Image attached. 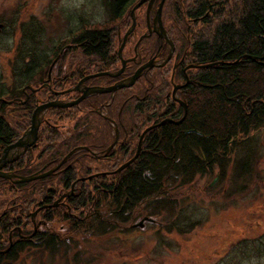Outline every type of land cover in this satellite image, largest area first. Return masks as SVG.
I'll return each instance as SVG.
<instances>
[{
    "label": "trees",
    "instance_id": "1",
    "mask_svg": "<svg viewBox=\"0 0 264 264\" xmlns=\"http://www.w3.org/2000/svg\"><path fill=\"white\" fill-rule=\"evenodd\" d=\"M138 1L109 0L105 5L110 9L107 20L99 25L85 24L86 28L81 30L75 40L78 46L73 49L67 48L61 57L66 58L67 52L71 50L81 51L87 55L96 54L103 57L111 55L113 49L112 24L118 21L120 23L123 15L129 16L131 8ZM168 1H164L163 16H165L166 25L170 27L171 32L177 35L179 34L177 30H181L183 27L180 24L183 16L179 12L174 18H171L166 11ZM180 1L176 0V4L179 5ZM223 1L225 0H197V2H193L195 5L189 3L188 15L202 17L208 11H212V8L216 7L218 3L225 5ZM236 1L239 2V5L243 4L239 9L240 12L234 16L235 19L224 20L220 17L207 35H202L203 37L191 44L193 58L203 63L220 62L205 67L204 71L202 69L203 76L200 79L202 83L195 85L190 91H186L190 104L186 116L180 123H175L172 120H179L183 116V108L177 109L178 112L175 117L171 118L172 120H166L162 124L157 123L158 125L152 122L151 124L156 127L150 128L143 137L138 156L117 172L113 171L135 155L137 152L135 146L129 151L123 146H117L116 153L111 149L105 158L91 156L85 150H75L69 157L72 165L67 166L64 171L56 173L58 181L66 177L72 181L79 172L82 175L89 174V171L85 170L86 165H91L97 160L103 163L102 170L95 171L98 172V175L92 177L93 181L85 182L84 189L82 188V192L77 196L79 200L75 199L70 205L81 206L82 209L77 211L81 218L77 217V219L86 221L78 220L73 223L74 226L76 224V230L94 231V228H97L95 224H97L105 233L104 231L108 228L111 229L115 221L119 219L127 221L133 209L143 205L150 210V214L163 213L173 216L172 221H168L164 224L166 226L160 227L162 230L165 227L166 231L171 232L176 229V226H179L178 224L181 222L179 219L182 217L185 219L186 216H184L183 210L180 211L181 203L178 202L176 193L171 192L173 187L182 188L183 185L192 183V179L197 174H212L217 169L221 180L226 177L228 167H232L230 177L234 181L252 172L255 148L250 144H255L256 141L251 138L239 139L238 136L240 134L247 136L251 131L264 128V0ZM198 20L200 19L198 18ZM34 21V17H26V20L21 21L20 27L25 23L40 25ZM110 24L111 27L108 29ZM11 27L13 29L11 34H13L14 24ZM179 37L183 38L180 34ZM31 39L34 38L31 37ZM36 41L39 40L36 39ZM68 42V39H64L59 46L62 47ZM59 46L53 47V52L50 54L43 51L44 55H39V58L38 55H34L36 50L29 48L30 53L28 54L33 56L29 59L26 57L24 61H21V64H16L17 60L22 58L21 49L19 45L12 46L4 52L8 54L11 51L9 59H13V55L17 58H14L16 60L13 64L9 60V67H7L11 75L17 71L18 74L23 73L20 75L23 85L30 82L36 87L37 83L43 79L41 76L42 67H46L52 58L56 57L61 49ZM39 48L42 50L41 47ZM248 54L256 56V59H251L250 56H247ZM26 73L32 75L26 77L24 76ZM18 79L17 76H13L10 90L0 95V98L5 99L0 101V125L15 123L24 125L27 123L29 111L33 107L34 99L32 98L36 97L32 91L28 89L31 92V97L26 105L21 104L19 100L10 103L6 101L23 96V88L16 86ZM89 118L92 119V117L64 119L66 123L60 125L59 130L53 129L50 136L61 138L66 142L63 149L53 152L54 165L82 142L94 146L100 151L109 145L110 140H102V137L90 134L88 130L91 128ZM18 128L20 127L18 126ZM138 137L139 134L131 138L137 139L138 142ZM231 141H233V148L236 145L243 147L242 153H238L234 159H231V156L227 154L230 151L228 144ZM121 156H124L125 160L120 161L115 167V162ZM114 158H116L115 162ZM101 209H105L111 218L104 217V212ZM58 214L60 215V212ZM63 215L68 221L74 220L73 218L71 220L68 214ZM192 218L187 217L186 220L190 221ZM73 224H70V228H73ZM46 238H49L47 245H55L59 242L54 234L46 236ZM43 242L36 238L32 241L17 242L4 256L0 255V264L3 260L10 262L16 259L19 256L18 253L24 249L35 245L42 246ZM260 244L264 246V243ZM253 247L260 249L257 244ZM255 254L259 258L264 256V252ZM250 257L252 256L249 255L248 259ZM233 264H237L235 259ZM255 264L260 263L257 260Z\"/></svg>",
    "mask_w": 264,
    "mask_h": 264
},
{
    "label": "flooded vegetation",
    "instance_id": "2",
    "mask_svg": "<svg viewBox=\"0 0 264 264\" xmlns=\"http://www.w3.org/2000/svg\"><path fill=\"white\" fill-rule=\"evenodd\" d=\"M149 1L144 0L135 8L133 17L131 11L129 16L123 15L120 23L118 21L116 31L111 29L113 40L111 55L106 57L87 55L80 51V54L86 57L82 59L77 57L76 51L71 50L67 52L68 59L67 56L63 58L61 55L67 48L73 49L78 46L74 40L69 41L61 47L56 57L52 58L48 67H42L43 79L37 86L27 82L28 85L22 89L23 96L14 97V101L19 100L21 104L26 105L31 97L28 89L36 96L33 98V107L29 111L26 124H11L8 135L2 134L0 125V174L17 176L11 177L12 179L0 176L1 194L7 190L16 193L8 201L1 199L3 204L4 202L6 204L0 210L1 256L21 240L32 241L36 238L43 242L46 236L56 235L48 226L57 219L59 206L71 211L68 214L71 220L81 218L79 214L73 212L82 207L70 205L75 199L79 200L77 196L82 192L85 182L93 181L92 177L97 176L98 172L76 174L72 181L68 177H62L63 179L58 181L56 173L72 165L69 161L70 156L61 163L67 154L59 162L61 165L53 164V152L63 149L66 145L61 138L50 136L53 129L59 130V126L65 124L60 118L92 117L93 120L89 118L90 134L110 140L109 145L102 151L84 142L76 147L77 150L88 151L91 156L105 158L111 149L116 153L117 146H123L129 151L132 148L130 142L132 136L139 134L140 137L152 122L156 125L162 124L175 117L177 109L184 110V105L178 101H182L186 108H189L186 91L202 83L201 70L204 71L205 68L200 65L201 61L193 58V49H190L194 43L190 37L191 28L181 27V30L185 31L182 37L186 41V49L180 53L184 42L178 44L176 38L179 36L176 37L166 25L163 16L164 3L160 13L163 31L156 16L160 0H153L150 7ZM198 18L194 16L189 20L196 21ZM128 31L130 32L126 35ZM169 38L173 45L168 43ZM70 55L73 59H70ZM134 74H138V77L129 85L128 80ZM113 86H117L113 92L100 93L101 91L96 89ZM150 90L162 95V103L157 99L158 108L153 105L150 108L148 94ZM38 94L41 96H37ZM83 95L85 97L77 104L49 106L38 115L39 121H32L37 105L53 100L69 103ZM146 108L155 111L145 112ZM158 117H163L164 121L158 123ZM35 124L36 136L33 137L32 129ZM151 125L156 127L154 124ZM139 137L135 149L139 144ZM85 170H91L90 165H86ZM30 175L38 177L29 181H16L19 179L18 176ZM14 198L18 199V202H15Z\"/></svg>",
    "mask_w": 264,
    "mask_h": 264
},
{
    "label": "rangeland",
    "instance_id": "3",
    "mask_svg": "<svg viewBox=\"0 0 264 264\" xmlns=\"http://www.w3.org/2000/svg\"><path fill=\"white\" fill-rule=\"evenodd\" d=\"M108 2L109 0H0V95L10 90L13 76L19 78L17 87L28 85H23L21 81L20 75L23 73L18 74L17 71L11 75L8 69L9 60L13 64L16 60L14 58L17 57L13 55L14 58L9 59L11 51L7 54L5 50L19 45L22 58H19L16 64H21L26 57L29 59L33 56L28 54L29 48L36 50L34 55H38V58L39 55H44L43 51L50 54L53 47L61 45L64 39L75 41L81 30L86 28L85 24L104 23L110 12V9L105 7ZM193 2L197 0H181L179 5L176 0L166 3V11L171 18L181 12L183 20L180 24L184 29L187 26L191 28L192 41L207 35L220 17L224 20L235 19L234 16L240 12L243 4L239 5L236 0H225V5L218 3L212 11L202 16L203 18L199 17L200 20L193 21L189 20L187 12L189 3L195 5ZM30 16L40 25L25 23L20 27L21 21ZM9 24H14V35L11 34L13 29ZM112 27L116 31L118 22L112 24ZM177 31L180 35L185 34L184 30ZM176 41L178 44L184 42L180 51L182 53L186 49V41L180 37H177ZM39 47L42 50H39ZM76 53L77 57L86 58L79 51ZM67 59L65 60L68 61ZM70 59H73L72 55ZM31 75L24 74L26 77ZM23 80L25 82V79ZM148 94L150 108L152 105L158 108L157 99L162 103V95L154 90H150ZM150 108H146L145 112L155 111ZM60 119L66 123L64 119L69 118ZM161 119L163 117H158V123L164 121ZM238 138H251L256 141L255 144H250L255 148L252 172L234 181L230 177L232 167H228L226 177L221 180L217 169L212 174H197L192 183L183 185L182 188L173 187L171 192L176 193V198L181 203L180 211L183 210L184 216L186 215L185 219H179L181 222L173 231L168 232L165 227L163 231L160 228L172 221L173 216L163 213L150 214L147 207L140 205L133 209L127 221H115L105 233L97 224L94 231L85 232L76 230V224L74 226L73 223L78 222V219H65L63 214L67 215L71 211L59 206L57 214L60 212V215L58 214L57 219L48 226L50 231H54L59 242L47 245L49 238H46L42 246L35 245L24 249L18 253L16 259L10 262L3 260L2 264H233L234 259L237 264H255L257 260L258 263L264 264V256L259 258L255 254L264 252V246L260 244L264 243V128L251 131L247 136L240 134ZM233 141L229 144L232 145ZM130 142L134 147L137 139H131ZM229 144L230 151L227 154L234 159L238 153H242L243 147L236 145L234 149L233 145ZM122 160H125L124 156L117 161L114 158L115 167ZM90 166L91 170H86L89 173L101 171L103 163L97 160ZM15 194L10 190L4 191L3 194L0 191V210L6 205L1 199L8 201ZM13 200L18 202L16 198ZM101 211L104 212V217L111 218L105 209ZM74 213L79 214L75 211ZM145 217L151 218L152 221L144 220L141 227L131 226ZM187 217L193 218L188 222ZM79 221L86 222L83 219ZM70 224H73V228H70ZM255 244L259 245L260 249L254 248ZM249 255L252 257L248 259Z\"/></svg>",
    "mask_w": 264,
    "mask_h": 264
},
{
    "label": "water",
    "instance_id": "4",
    "mask_svg": "<svg viewBox=\"0 0 264 264\" xmlns=\"http://www.w3.org/2000/svg\"><path fill=\"white\" fill-rule=\"evenodd\" d=\"M144 0H139L135 5H134V7L131 9V16L133 17V12H134V9L135 8H137V7H139V5L140 4H142V2H143ZM153 2V0H150L149 2H148V6L150 7V5H151V3ZM164 3V0H160V2H159V7H158V9H157V11H156V16H157V19H158V21H159V27H161L162 28V30L164 31V27L162 26V23H161V16H160V13H161V7H162V4ZM130 31H128L127 33H126V35L129 33ZM126 35L124 36V38L126 37ZM168 43L170 44V45H173V43H172V40L169 38L168 39ZM247 56H250L251 57V59H253V60H255L256 59V56H252V55H247ZM218 62H220V61H218ZM218 62H211V63H201L200 65L201 66H211V65H213V64H218ZM222 62V61H221ZM135 75H138V74H134V76L132 77V78H130L129 80H128V84L129 83H132L133 84V81H134V79L135 78H137ZM129 85H131V84H129ZM128 86V85H127ZM117 88V86H113V87H107V88H103L102 87V89H99V88H96L98 91H103V92H111V91H113V90H115ZM175 90V89H174ZM85 97V95H83L82 97H80L78 100H74V101H70L69 103H62V102H60V100H53V101H49V102H47V103H44V104H39V105H37V107L35 108V112H34V114H33V122H37V121H39V114L42 112V111H44L46 108H48L49 106H54V107H59V106H70V105H72V104H77L82 98H84ZM1 100H3L2 98H0V101ZM5 100V99H4ZM14 101V100H13ZM13 101H9L8 100V102H13ZM178 102H180V103H182L183 105H184V110H183V116L179 119V120H172V121H174L175 123H180V121H182L183 120V118H184V116H185V114H186V112H187V108H186V104L185 103H183L182 101H178ZM148 128L147 129H145L142 133H141V135H140V137H139V144H138V146H137V152L135 153V155L132 157V158H130V159H127V162H125V163H123V164H121L120 166H118L117 168H116V170L115 171H113V172H117V171H119V170H121V169H123L124 167H126L127 166V164H129L130 162H132V160L134 159V158H136L137 156H138V154H139V148H140V143H141V141H142V137L144 136V134L148 131V129H150L151 127H152V125H150V126H147ZM36 128H37V124H35L34 125V127H33V129H32V135H33V137H35L36 136ZM73 151V150H72ZM72 151L68 154V155H66L65 156V159H63L62 161H61V163L62 162H64L65 160H66V158L67 157H69L70 156V154H72ZM61 163H59L60 165H61ZM59 165V166H60ZM59 166H57V167H59ZM0 176H2V177H4V178H8V179H12L11 177H17L16 175H14V174H12V175H9L8 173L6 174V173H1L0 174ZM38 176H33V175H30L29 177H27V176H18V180H16V181H29V180H31V179H34V178H37ZM15 181V182H16ZM215 182V181H214ZM144 220H148V221H152V219L151 218H149V217H145V218H143V219H141V221L140 222H138V223H136V224H132L131 226H139V227H141V225L143 224V221Z\"/></svg>",
    "mask_w": 264,
    "mask_h": 264
},
{
    "label": "bare ground",
    "instance_id": "5",
    "mask_svg": "<svg viewBox=\"0 0 264 264\" xmlns=\"http://www.w3.org/2000/svg\"><path fill=\"white\" fill-rule=\"evenodd\" d=\"M219 1V0H218ZM211 7H212V5H211ZM209 12V11H208ZM207 12V13H208ZM207 13H205V15H207ZM198 17H200L199 15L197 16V18ZM203 18V17H202ZM95 56H98V55H96V54H94ZM203 63V62H202ZM207 67V66H206ZM136 77H138V75H135ZM114 91V90H113ZM113 91H111V92H113ZM103 92V91H102ZM102 92H100V93H102ZM109 92V91H108ZM80 102V101H79ZM10 131H11V124H4V125H2V134H6V135H8L9 133H10Z\"/></svg>",
    "mask_w": 264,
    "mask_h": 264
}]
</instances>
